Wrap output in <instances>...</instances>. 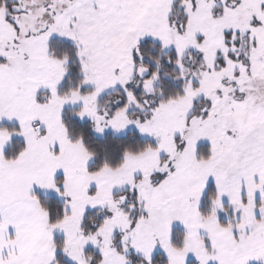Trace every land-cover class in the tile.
Returning <instances> with one entry per match:
<instances>
[{"label": "snow or ice", "instance_id": "obj_1", "mask_svg": "<svg viewBox=\"0 0 264 264\" xmlns=\"http://www.w3.org/2000/svg\"><path fill=\"white\" fill-rule=\"evenodd\" d=\"M0 264H264V0H0Z\"/></svg>", "mask_w": 264, "mask_h": 264}]
</instances>
